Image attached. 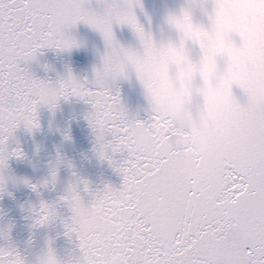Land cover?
<instances>
[{"label":"snow or ice","instance_id":"obj_1","mask_svg":"<svg viewBox=\"0 0 264 264\" xmlns=\"http://www.w3.org/2000/svg\"><path fill=\"white\" fill-rule=\"evenodd\" d=\"M97 3L102 11L90 0H0V191L8 159L21 155L9 148L15 130L39 127L40 106L55 109L70 97L90 105L85 118L97 150L123 178L119 188L97 191L86 181L69 185L60 200L72 212L65 235L74 237L78 252L61 262L49 248L39 264H264V40L243 55L251 42L223 22L233 0H187L167 17L177 38L160 43L138 22L140 0ZM81 22L103 38L99 65L84 78L70 68L55 81L37 77L29 66L42 50L80 46L71 30ZM114 25L129 26L141 50L122 45ZM130 71L147 96L145 119L130 114L120 98L117 82ZM178 88L215 93L228 106L207 128V151L187 165L178 162L169 132L155 126L153 115ZM208 103L205 96L203 105ZM191 106L199 111L201 98ZM55 178L53 166L44 184ZM33 213L44 224L56 217L57 206L41 202ZM9 231H0L6 241L0 264H28Z\"/></svg>","mask_w":264,"mask_h":264},{"label":"water","instance_id":"obj_2","mask_svg":"<svg viewBox=\"0 0 264 264\" xmlns=\"http://www.w3.org/2000/svg\"><path fill=\"white\" fill-rule=\"evenodd\" d=\"M187 0H140L135 8L138 22L153 39L175 40L177 33L167 23L171 13L179 12ZM91 7L102 11L97 0H90ZM194 21L199 22V10L193 13ZM224 24L231 33L240 39H248L251 47L243 55L250 56L255 45L264 40V0H233L231 13L224 18ZM80 46L71 51L44 49L36 61L30 64L32 72L39 78L55 81L72 74L84 78L91 75L93 67L100 63V53L105 45L98 31L81 22L71 30ZM114 33L125 47L141 50L137 34L127 25H114ZM193 58L195 50H190ZM45 65L48 68H45ZM168 86L177 87L175 81H165ZM120 98L129 113L147 118L149 103L143 85L130 71L127 79L117 82ZM239 96L241 90L234 87ZM201 98L202 107L197 111L192 107L195 97ZM208 96L210 103L203 105ZM90 105L76 97L61 99L55 109L42 105L38 109L39 127L29 130L23 124L15 130L9 140V148L18 149L19 157L7 161L3 175L6 183L0 191V231L8 230L11 244L23 255L28 264H39L49 250L61 262L67 261L77 252L74 237L65 235L64 222L70 220L71 210L60 200L70 184L77 180L87 182L90 190H102L106 185L119 188L122 175L103 158L97 150L95 133L85 118ZM228 106L217 94H209L203 89L178 88L174 95L166 96L153 111L155 126L169 132L168 147L178 162L189 164L207 151L208 126L226 115ZM56 167L54 182L44 184ZM27 181V183L25 182ZM32 185H37L34 191ZM85 203L90 197L82 191ZM41 202L55 204L57 215L47 223L37 224L33 209ZM114 221L109 218V223ZM6 243L0 238V246Z\"/></svg>","mask_w":264,"mask_h":264}]
</instances>
